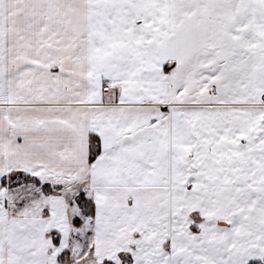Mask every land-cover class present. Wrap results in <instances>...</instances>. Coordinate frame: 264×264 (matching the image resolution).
<instances>
[{
    "label": "snow or ice",
    "instance_id": "6c2138e0",
    "mask_svg": "<svg viewBox=\"0 0 264 264\" xmlns=\"http://www.w3.org/2000/svg\"><path fill=\"white\" fill-rule=\"evenodd\" d=\"M0 264H264V0H0Z\"/></svg>",
    "mask_w": 264,
    "mask_h": 264
}]
</instances>
